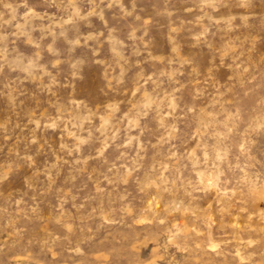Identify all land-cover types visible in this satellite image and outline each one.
Instances as JSON below:
<instances>
[{
	"label": "rangeland",
	"instance_id": "374dc122",
	"mask_svg": "<svg viewBox=\"0 0 264 264\" xmlns=\"http://www.w3.org/2000/svg\"><path fill=\"white\" fill-rule=\"evenodd\" d=\"M0 264H264V0H0Z\"/></svg>",
	"mask_w": 264,
	"mask_h": 264
}]
</instances>
